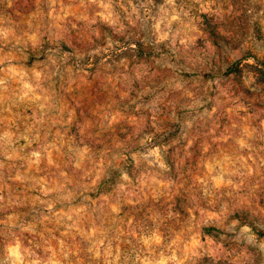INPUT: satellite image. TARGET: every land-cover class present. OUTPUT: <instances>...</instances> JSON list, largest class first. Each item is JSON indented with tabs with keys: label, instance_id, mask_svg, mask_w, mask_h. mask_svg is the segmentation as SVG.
Instances as JSON below:
<instances>
[{
	"label": "clouds",
	"instance_id": "1",
	"mask_svg": "<svg viewBox=\"0 0 264 264\" xmlns=\"http://www.w3.org/2000/svg\"><path fill=\"white\" fill-rule=\"evenodd\" d=\"M0 264H264V0H0Z\"/></svg>",
	"mask_w": 264,
	"mask_h": 264
}]
</instances>
